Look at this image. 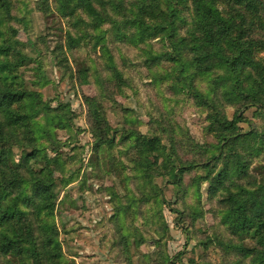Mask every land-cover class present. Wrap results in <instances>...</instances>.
<instances>
[{
	"label": "trees",
	"instance_id": "1",
	"mask_svg": "<svg viewBox=\"0 0 264 264\" xmlns=\"http://www.w3.org/2000/svg\"><path fill=\"white\" fill-rule=\"evenodd\" d=\"M53 1L61 16L80 10L86 14L87 29L95 33H87L95 41L91 49H99L109 74L107 80L118 88L126 81L117 69L106 36L111 33L115 41L135 47L155 39L164 42V53L145 51V66L173 65L171 72L155 79V83L168 82L177 93L190 98L206 114L207 129L216 144L201 146L183 135L182 146L200 155L199 160L183 161L173 139L167 149L156 135L124 131L120 144H127L126 153H133L129 161L132 170L154 194L143 202L154 199L160 208L170 206L153 183L155 177H164L165 184L183 195L187 188L194 189V222L204 214L201 187L206 184L208 199H216L221 208L220 225L230 240L208 238L201 244L206 247L216 241L225 256H233L230 264H264V0H130L127 4L125 0ZM48 2L37 1L41 13L49 11ZM69 7L71 15L67 14ZM11 10L10 0H0V264H74L65 259L58 229L52 222L56 196L47 168L52 161L48 151H55V142L50 130L38 120L55 111L39 93L24 87L20 69L30 60L8 23L13 19ZM104 24L110 25L108 31L101 29ZM67 40L75 43L70 33ZM201 81L207 84L204 91L198 86ZM87 101L95 151L112 148L115 138L109 128L104 129L100 106L93 99ZM227 107L236 109L230 121L224 115ZM250 108L260 114L261 127L256 128L243 117L242 112ZM53 120L50 117L47 122ZM241 123L247 124V131H241ZM43 139L50 143L44 144ZM14 149L20 152L18 160L13 157ZM251 155L262 157L255 173L249 170ZM152 157L161 163L151 162ZM31 162L43 164V168L37 171ZM125 169L120 166L121 172ZM195 170L205 175H195L184 187V177ZM121 180L122 184L129 181L125 177ZM171 211L179 214L178 210ZM17 224L25 226L26 238L16 230ZM126 239L122 232L121 253L125 255ZM173 263L163 252L157 262Z\"/></svg>",
	"mask_w": 264,
	"mask_h": 264
},
{
	"label": "rangeland",
	"instance_id": "2",
	"mask_svg": "<svg viewBox=\"0 0 264 264\" xmlns=\"http://www.w3.org/2000/svg\"><path fill=\"white\" fill-rule=\"evenodd\" d=\"M37 1L10 0L13 19L8 23L30 60L20 69L24 87L39 93L43 102L55 111L38 120L50 130L49 136L55 142V151H48L52 161L47 170L54 181L56 196L52 222L58 229L65 259L74 264H157L163 252L173 264H230L233 256H225L216 241L206 247L201 244L208 238L230 240L220 225L221 208L217 200L208 199L207 185L201 187L203 217L194 222L191 221L196 206L194 189L187 188L183 195L181 190L177 192L165 184L164 177H155L153 183L170 206L160 208L154 199L143 202L154 195L153 191L133 172L129 163L133 153H126L127 144H120L124 131L156 135L167 149L173 139L183 161L200 159L198 151L182 146L183 135L201 146L216 144L207 129L206 114L185 94L173 90L170 83H155L160 76L170 73L173 65L145 66V51L154 55L164 53L167 51L164 42L155 39L135 47L117 42L108 34L107 44L126 81L118 88L107 80L109 74L99 49H91L95 41L87 33H95L87 29L86 14L80 10L71 15L69 7L67 14L71 16H61L55 11L57 5L53 0H49V11L43 14ZM101 29L108 31L110 25L104 24ZM68 33L75 39L73 45L67 40ZM198 86L202 91L207 89L204 81L198 82ZM89 99L100 106L104 129L109 128L110 136L114 135L115 144L110 149H94ZM235 113L233 107L224 110L229 121ZM242 115L256 128L262 126L261 116L254 108ZM50 117L54 123L47 122ZM238 126L242 132L248 130L245 123ZM42 142L50 143L47 139ZM13 155L18 160L19 150L14 149ZM261 158L249 157L251 173H255ZM150 160L161 163L157 157ZM30 164L37 171L43 168V164ZM120 166L126 169L121 172ZM195 175L205 174L195 170L186 175L184 187ZM123 177L129 180L126 184H122ZM173 209L179 214L173 213ZM15 228L26 238L23 224ZM122 232L128 240L126 255L121 253Z\"/></svg>",
	"mask_w": 264,
	"mask_h": 264
}]
</instances>
